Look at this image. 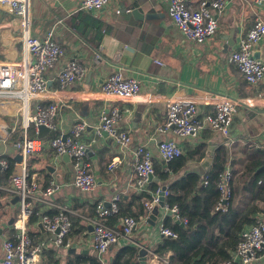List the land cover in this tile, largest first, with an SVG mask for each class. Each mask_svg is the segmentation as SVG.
<instances>
[{"label": "crops", "instance_id": "crops-1", "mask_svg": "<svg viewBox=\"0 0 264 264\" xmlns=\"http://www.w3.org/2000/svg\"><path fill=\"white\" fill-rule=\"evenodd\" d=\"M81 1L30 0L32 33L42 36L54 29L64 53L55 67L47 72L50 92L28 102L17 98H0V135L5 138L0 143V157L13 158L14 171L20 170L26 163L42 190L53 180L61 185L51 198L55 206L48 202L36 203L37 220L27 222L34 241L44 240L48 243L36 264H56L54 259L57 264H79L88 256H97L104 264H113L121 248L128 245L148 249V264H165L158 253H152L164 238L159 227L171 214L165 207H160L157 220L151 219L150 213L140 215L131 237H122L119 243L100 256L92 248L93 230L85 217L94 215L98 201L109 205L118 192L122 195L121 201L123 199V208L127 213L139 211L135 198L140 190L135 183L134 151L137 146L146 144L153 152L154 163L165 164L158 150L161 139H176L184 152L204 150L205 156L199 158L196 153L179 175L189 171L205 173L221 149L227 152L226 168L235 171L234 178L238 183L250 155H256L257 149H264V79L258 84L249 83L229 61V55L237 49L240 39L256 18H264V7L253 0H230L218 16L216 34L204 43H195L188 40L174 23L168 4L162 0H112L102 9L85 10L99 20L100 25L90 16L78 15L82 10ZM187 1L193 7H198L201 0ZM136 8L144 14L154 13V16L140 18L134 13ZM12 20L13 16L0 8V59L15 60L25 53L20 30ZM100 34L103 36L99 42L97 36ZM254 54L264 61V37L255 45ZM72 59L79 60L86 67V74L66 89L58 90V72ZM119 69L140 80L138 95L123 98L102 92L104 80ZM221 94L242 99L228 135L211 127L188 137L178 136L172 131L160 132L159 127L167 119L170 100L196 101L199 118H202L216 110L209 96ZM55 101L59 103L56 116L58 131L69 133L82 119L89 124L81 138L88 144L87 156L97 178L94 191L79 189L74 184L72 160L56 157L50 142L58 131L50 130L41 135L29 129V135L39 138L43 145L26 161L21 149L16 146L24 134L25 113L33 115L39 104L48 105ZM113 106L122 110L119 126L131 134L132 142L128 148H122L112 138L96 133L101 113ZM200 145L203 146L199 148ZM18 155H22V160L17 158ZM115 158H118V165L109 169V164ZM9 181L10 178L0 183V258L4 255V240L18 232L15 221L20 213L19 200L15 201L16 195L3 188ZM257 201L264 207L263 201ZM60 205H68L76 211L71 234L75 244L66 250L55 247L53 234L43 225L40 226V215L53 213ZM259 217L264 221V213ZM139 255L138 252L134 264H140ZM251 264L264 262L260 257Z\"/></svg>", "mask_w": 264, "mask_h": 264}, {"label": "built area", "instance_id": "built-area-1", "mask_svg": "<svg viewBox=\"0 0 264 264\" xmlns=\"http://www.w3.org/2000/svg\"><path fill=\"white\" fill-rule=\"evenodd\" d=\"M169 6V14L174 23L188 40L195 43H204L213 37L219 27L218 16L227 7L230 0H201L198 7H193L187 0H162ZM258 6L264 7V0H253ZM112 0H82L80 8L96 11L108 6ZM0 8L8 11L12 16V22L17 25L20 38L24 45L23 57L15 60L0 59V98L21 99L28 102L38 95H45L51 91L47 72L54 68L64 53L63 47L55 36V30L51 29L44 35H34L31 31L32 14L30 0H0ZM120 11V10H118ZM264 37V18H256L247 33L240 39L237 49L229 55V61L233 63L245 79L251 84H258L264 79V61L254 54L255 45ZM161 63L160 60H157ZM86 67L77 59L67 62L58 72V90H64L77 80L84 78ZM140 80L128 76L122 69L109 75L102 84V92L111 97L131 98L138 95ZM216 110L199 118V107L194 100L172 99L167 104V119L160 132L172 131L181 137L198 135L207 127H211L224 135L230 133L237 106L242 99L229 95H210ZM251 101V99H248ZM59 110L58 101L48 105H38L37 112L33 115L25 113L24 134L16 146L21 149L24 161L27 157L40 149L43 145L39 138H32L28 130L33 126L36 133H40V126L45 125L50 130H60L56 122ZM122 119V110L113 106L104 110L96 125V133L115 140L122 148L131 145L132 137L128 130L119 126ZM89 126L85 120H79L69 133H59L51 140L57 158L64 154L69 155L74 165V184L85 192L94 191L97 186V178L92 164L88 159V144L82 140L83 132ZM66 135V137H65ZM5 138L0 135V143ZM158 150L161 157L167 162L184 154V148L174 138L161 139L158 142ZM136 186L140 191L146 190L150 175L155 173L154 156L150 147L146 144L137 146L134 151ZM118 158L109 164V169L118 165ZM9 161L0 157V168H7ZM234 173L226 168L218 180L221 195L217 203L218 209L226 210L230 205L232 196V183ZM207 183V181H205ZM61 185L53 180L44 190L35 175H33L24 163L20 170L14 171L5 190L19 196L20 213L15 221L18 230L14 237L4 240V255L0 258V264H36L38 258L48 243L44 240L34 241L31 237L27 222L38 202L52 203L51 198L60 189ZM160 190L153 193L152 198L145 201L147 213L160 203ZM166 194V192H165ZM121 193H116L110 204L98 201L95 205V213L87 216L86 221L93 226L92 248L100 255L104 254L112 244L120 242L122 237L130 238L138 226L139 219L134 215L121 216L119 223L111 224L109 217L120 211ZM54 205V204H53ZM55 206V205H54ZM164 207L177 219L181 217L180 208H170L166 203ZM76 211L68 205L57 206L53 213H42L40 222L43 227L53 234L52 242L60 249L74 247L71 238L73 230V215ZM159 231L163 236L177 237V232L166 226L160 225ZM157 254L155 252H152ZM264 255V221L247 226L241 234V239L233 251L231 257L221 264H251ZM165 264H172L168 256L158 255ZM79 264H91L84 261Z\"/></svg>", "mask_w": 264, "mask_h": 264}, {"label": "trees", "instance_id": "trees-1", "mask_svg": "<svg viewBox=\"0 0 264 264\" xmlns=\"http://www.w3.org/2000/svg\"><path fill=\"white\" fill-rule=\"evenodd\" d=\"M82 17L90 16L97 25L100 21L82 9ZM103 34L97 36L99 42ZM33 129V126L29 128ZM34 130V129H33ZM203 146L200 145L199 148ZM186 151L180 157L167 161L165 164L156 162L155 176L146 190L135 194L139 211L127 213L120 201V211L109 217L111 224L118 223L124 215H134L137 218L147 214L145 201L152 198L166 182L165 203L172 208H180L181 217L186 225L177 223L169 214L164 224L177 232V237L164 236L154 249L159 255L168 256L172 264H221L229 259L241 239L242 231L259 220L264 213L257 200L264 202V149L255 152L245 164L244 172L232 183L230 205L226 210L218 209L220 199L218 180L226 169L227 152L221 149L215 155L213 165L203 174L189 171L179 175L184 170L189 159L198 153L199 158L205 156L204 150ZM7 168H0V183L8 180L15 170V160L7 158ZM234 177H235V171ZM240 179V181H239ZM242 179V180H241ZM207 181V183H205ZM246 194H245V193ZM244 193V196L241 194ZM37 220V209L29 217L28 223ZM139 248L133 245L122 247L113 264H134ZM54 254V253H53ZM57 264V260H53ZM84 261L91 264H104L97 256H88Z\"/></svg>", "mask_w": 264, "mask_h": 264}, {"label": "water", "instance_id": "water-1", "mask_svg": "<svg viewBox=\"0 0 264 264\" xmlns=\"http://www.w3.org/2000/svg\"><path fill=\"white\" fill-rule=\"evenodd\" d=\"M134 13H135L138 17H140V18H144V17L151 18V17L154 16V13L144 14V13H142L138 8L134 9ZM49 131H50V129H49L47 126H45V125H41V126H40V134H41V135H42V134H46V133H48ZM103 135H104V136H108V133H107L106 131H104V132H103ZM65 137H66V135H65ZM63 157H64L65 159H70L69 155H67V154H64ZM17 158H18L19 160H22L23 157H22V155H18ZM154 177H155V173H152V174L150 175V180H153ZM167 187H168V185H166V184H164V185L161 187V190H160V203H159V205H156V206L152 209V211H151V213H150V218L153 219V220H157V216H158V213H159L160 207H164V205H165V197H166V196H165V192H166V190H167ZM17 200H19V196H16V197H15V201H17ZM174 218H175L176 222L179 223V224H181L182 226H185V225H186L184 221H181L180 219H177L175 216H174ZM40 226H42V223H40ZM90 229L93 230V226H92V225H90ZM113 245H114V244H112V245L110 246V248H111ZM138 248H139V253H140V255H139V262H140V264H148L149 253H150L149 250L146 249V248H144V247H142V246H138Z\"/></svg>", "mask_w": 264, "mask_h": 264}, {"label": "rangeland", "instance_id": "rangeland-1", "mask_svg": "<svg viewBox=\"0 0 264 264\" xmlns=\"http://www.w3.org/2000/svg\"><path fill=\"white\" fill-rule=\"evenodd\" d=\"M261 260L264 262V255L261 256Z\"/></svg>", "mask_w": 264, "mask_h": 264}]
</instances>
